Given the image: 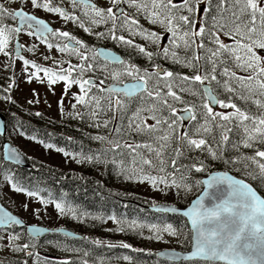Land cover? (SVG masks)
<instances>
[{"label": "snow or ice", "instance_id": "6c2138e0", "mask_svg": "<svg viewBox=\"0 0 264 264\" xmlns=\"http://www.w3.org/2000/svg\"><path fill=\"white\" fill-rule=\"evenodd\" d=\"M26 2L77 24L98 40L114 42L126 53L89 46L67 31L53 30L23 8L0 3V54L11 58L10 44L27 29V35L44 41L49 33L64 38L59 51L77 59L48 67L25 59L20 52L24 45L14 48L29 82L45 83L46 78L53 93V86L64 84L57 102L61 115L95 130L87 135L99 145L95 151H85L82 144L77 154L57 151L77 163L103 165L127 181L148 184L165 194L196 189L198 194L186 209L153 205L160 212L180 213L186 218L185 227L190 225L192 249L184 260L264 264V0H104L103 4L70 0L71 12L63 0ZM17 20L18 24L11 23ZM136 57L145 64L136 63ZM29 66L34 71L28 72ZM73 86L76 92L70 91ZM68 96L71 111L65 113ZM2 98L11 101L10 95ZM3 153L7 161L21 162L20 153L10 145H3ZM216 162L223 170H213ZM14 179L5 174V180ZM11 186L37 198L45 210L54 206L61 217L82 222L89 216L69 202L66 193L57 198L49 192L45 198L39 190L18 183ZM28 208L25 204L24 210ZM32 215L39 218L41 208H33ZM108 219L119 225L118 231H125V221L115 215ZM16 225L25 222L0 207V252L22 254L15 264H105L106 258L91 249L60 240L41 241L52 231L65 239L86 237L77 238L62 227L52 230L33 224L26 226L25 241L20 233L9 231ZM127 228H147L148 239L156 241L165 234L176 238L183 234L171 223L131 220ZM41 242L75 254L76 260L42 257L37 250ZM90 243L96 248L145 251L123 241ZM148 254L167 256L172 264L181 259L174 250ZM122 259L131 264L133 258Z\"/></svg>", "mask_w": 264, "mask_h": 264}, {"label": "trees", "instance_id": "16d2710c", "mask_svg": "<svg viewBox=\"0 0 264 264\" xmlns=\"http://www.w3.org/2000/svg\"><path fill=\"white\" fill-rule=\"evenodd\" d=\"M101 29L103 30V28ZM80 30L83 34L84 31ZM91 43L97 44V40L92 37ZM119 49L123 55H126L123 49ZM135 62L145 64L142 57H136ZM6 95L8 94L1 89L0 98ZM9 104L10 111L5 112L8 117V127H14L19 134L23 133L21 135L27 139L40 142L44 146L51 144L53 149L62 148L71 154L79 153L81 144L85 151L89 148L95 151L99 147L95 141L87 139L88 133L94 135L95 130L88 128L86 124L79 120L68 119L66 116L60 120L52 119L47 117L45 112L34 107L28 108L17 105L21 107L14 109L12 108L14 104L12 100ZM37 112L41 115L37 116ZM1 148L2 138L0 137V152ZM29 159L31 166L24 168L4 162L0 158V170L4 176L10 174L15 178L14 181L10 182L11 184L18 183L30 191L39 190L42 197L47 198L48 193L51 192L54 197L61 198L66 193V199L69 202L75 205L79 211L89 214L82 222L72 220L70 217H61L62 223L59 225L82 233L87 238L86 240L65 239L60 233H47L44 237H41V241L51 240L55 242L60 240L69 246L74 245L91 249L95 254L103 255L106 258L105 264H129L128 261L122 259L124 255L133 258L131 264H172L171 261L148 254V251L156 253L158 248L147 244L145 233L147 228L143 230H129L127 228V222L136 220L144 224L171 223L173 226L181 228L183 232L175 247L182 250H188L191 247V233L189 227H185V217L152 211L147 207V205L159 202H169V199L165 198L167 194L164 193L162 199L142 195L135 188L137 182L127 181L117 175L115 171L105 168L103 165L85 162L84 168H62L31 156H29ZM220 169H222L220 163L216 162L213 170ZM197 176L199 178V174ZM253 184L255 185L256 182L253 181ZM261 191L264 194V186H262ZM197 194L196 189L188 193L175 194L173 203L182 207L186 206ZM111 215L125 221V231L117 230L119 225L108 219ZM92 216L102 217V219H92ZM9 231L20 233L25 241L29 239L23 227L14 226ZM2 233L0 231V234ZM95 239L114 243L123 241L131 244L133 248L144 249L145 251L135 252L132 249L123 248H96L90 243ZM37 250L42 257L50 259L70 257L76 260L75 254L65 252L61 247H55L53 244L41 242ZM21 256L22 254L4 253L0 255V260H3L4 264H15V261ZM29 264H31V261H29ZM175 264H193V262L179 261Z\"/></svg>", "mask_w": 264, "mask_h": 264}, {"label": "rangeland", "instance_id": "374dc122", "mask_svg": "<svg viewBox=\"0 0 264 264\" xmlns=\"http://www.w3.org/2000/svg\"><path fill=\"white\" fill-rule=\"evenodd\" d=\"M18 4L19 1H11V4ZM103 4L104 2L101 1ZM73 26L76 27V24L73 23ZM20 41L25 43L26 47H33L35 49L34 52L25 50L23 57L30 61H35L37 64L48 66V67H56L54 62H61L60 54H52L47 52L44 48L42 53L38 50L40 44H36V38L34 36L29 35H21ZM9 52L12 53L11 45L9 46ZM47 57V59H46ZM55 58L56 60L52 59ZM76 58L73 60V63H76ZM66 66V65H65ZM25 66L22 60H19L15 57V54L12 53V57H5L0 54V76L6 79L7 89L9 84L12 83L13 86L7 94L11 96V100L14 102L12 108L25 106L28 108H35L38 110H42L45 112L47 117L52 119H62L57 102L60 100L61 96L64 93V84L62 82H58L54 87V93L50 90V86L46 83H41L40 81L33 79L31 82L28 81V75L25 72ZM30 66L28 67V72H32ZM43 76V73L40 74ZM78 89L76 86L70 90L71 92H76ZM38 100V102H36ZM71 97L68 96L65 98L64 111L67 113L71 111L70 103ZM29 101H33V103H29ZM9 100L0 99V112L5 113L10 111ZM21 105V106H17ZM10 137L12 142L16 144V146L24 153L32 158H37L48 162L50 164L62 167V168H84V163H77L75 159H72L71 156L66 157L63 153L56 151L53 148H46L38 142L33 140H29L25 138L23 135L17 133L14 127H9ZM2 157V153L0 152V158ZM137 192L145 196L155 197L157 199H162V196L165 192H158L154 190L148 184H137L135 186ZM0 195L4 204H6L13 211L21 215L24 219L32 223H41L48 225L50 227H58L62 223L61 216H59L57 210L48 206L45 210L42 205L39 204L38 199L35 197H29L26 193L16 192L11 183L5 180V176L0 173ZM165 198L169 199V202L173 203L175 198L174 192H168ZM28 204L29 208L27 211L24 210V205ZM33 208H41V215L39 218L32 215ZM146 241L147 244L154 248H175L178 238L169 237L166 234L164 235L163 240L156 241L148 239L151 233L146 229ZM4 254L0 252V255ZM41 254V253H40Z\"/></svg>", "mask_w": 264, "mask_h": 264}, {"label": "flooded vegetation", "instance_id": "af4514ba", "mask_svg": "<svg viewBox=\"0 0 264 264\" xmlns=\"http://www.w3.org/2000/svg\"><path fill=\"white\" fill-rule=\"evenodd\" d=\"M11 1H19L18 4H11ZM101 1L104 2V0H94V2L98 3V4H102ZM0 3H4L6 6L12 8V9H20L23 8L25 11L29 12V14H33L35 15L37 18L39 19H43L48 25L49 27H51L53 30H60V31H67L69 32L71 35H74L77 39H80L82 41H84L86 44H88L89 46H95L97 48L99 47H110L118 52H120L121 54H123L119 47H117L115 45L114 42L110 41V40H98L96 39L94 36L89 35L88 33H83L81 34V30L80 28L77 26L76 27L73 26V22L71 21H65L63 20V18L59 17L57 14L54 13H47L45 11H43L42 9H34L32 8L30 3H27L26 0H0ZM63 6L66 8V10H68L69 12L72 11V7L70 4V0H63ZM77 14H79V10L77 9ZM11 23L13 24H18L19 21H12ZM100 30H102L100 28ZM81 34V35H80ZM21 35H27V29H25V32L21 33L13 42L11 45L12 48V53L15 54L14 52V48L16 47V45L22 44L24 45V47L21 49V55L24 54L25 50H29L32 49L31 51L34 52L35 49L33 47H29L27 48L25 43L20 41V36ZM36 38V44H40V47H38V50L40 51V53L44 52L43 48L47 51L50 52L52 54H60L61 55V60L65 61V60H71L73 62V60L76 58L75 56H69L66 53H61L59 51L58 46H62L63 43H65L66 41L64 40V38L58 37V36H53L52 34H48L47 36V41H44L42 39L37 38L36 36H34ZM94 38L95 40H97V44L91 43V38ZM48 43L53 44V47L50 49L48 48ZM54 60H56L55 58H52ZM77 62V60H76ZM67 66V65H66ZM65 66V67H66ZM0 90L2 89H6L7 87V83H6V79L4 80L3 77L0 76Z\"/></svg>", "mask_w": 264, "mask_h": 264}, {"label": "water", "instance_id": "95a60500", "mask_svg": "<svg viewBox=\"0 0 264 264\" xmlns=\"http://www.w3.org/2000/svg\"><path fill=\"white\" fill-rule=\"evenodd\" d=\"M19 44V43H18ZM17 44V45H18ZM104 48H107V49H112V48H108V47H104ZM112 50H114V49H112ZM115 51V50H114ZM20 52H21V50H20ZM116 52V51H115ZM117 54H119L118 52H116ZM120 55V54H119ZM6 133H7V118H6V116L2 113V112H0V136L1 137H5L6 136ZM5 144H8V145H10L11 147H13V148H15L19 153H20V163H17V162H15V161H8V162H11V163H14V164H17V165H19V166H21V167H29L30 165H31V163H30V160L11 142V141H9V140H5L4 142H3V145H5ZM2 152H3V147H2ZM3 159H4V153H3ZM5 160V159H4ZM5 161H7V160H5ZM220 170H223V169H220ZM196 198V197H195ZM195 198H193L192 200H194ZM191 200V201H192ZM190 204H191V202H190ZM190 204L187 206V207H179V206H177V205H174V204H172V203H158V204H155L156 206H166V207H169V208H171V207H177V208H179V209H186V208H188L189 206H190ZM0 207H3L5 210H7L8 212H10V213H12L14 216H16L17 218H20V219H23L24 220V222H25V225L24 226H28V225H33V224H35V225H38V226H42V227H45V228H48V229H52V230H55V229H57V228H50V227H48V226H46V225H43V224H39V223H31V222H28L27 220H25L22 216H20L19 214H17V213H15L14 211H12L10 208H8L1 200H0ZM149 208L150 209H152V210H156V207H154L153 205H151V206H149ZM157 211V210H156ZM168 213H172V212H168ZM173 214H177V215H181L180 213H173ZM19 226H21V225H19ZM59 228V227H58ZM62 228H64V230L65 231H68V232H73L74 233V236L75 237H77V238H80V237H82V235L80 234V233H78V232H76V231H74V230H72V229H69V228H66V227H62ZM52 232H55V231H52ZM191 249H192V245H191V248H190V250H188V251H183V250H180V249H175V248H166V249H161V250H159L158 252H161V251H170V250H174L175 252H177L178 254H179V256L181 257V259H179V260H177V261H182V260H184L183 259V257H185V256H188L189 254H190V251H191ZM157 252V253H158ZM164 258H166V259H168L167 258V256H165ZM169 260V259H168Z\"/></svg>", "mask_w": 264, "mask_h": 264}]
</instances>
